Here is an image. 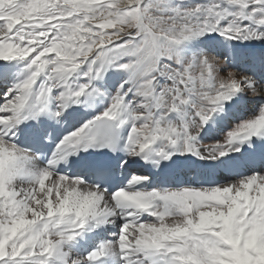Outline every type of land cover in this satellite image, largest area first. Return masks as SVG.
I'll use <instances>...</instances> for the list:
<instances>
[{"label": "snow or ice", "instance_id": "obj_1", "mask_svg": "<svg viewBox=\"0 0 264 264\" xmlns=\"http://www.w3.org/2000/svg\"><path fill=\"white\" fill-rule=\"evenodd\" d=\"M0 264H264V0H0Z\"/></svg>", "mask_w": 264, "mask_h": 264}]
</instances>
